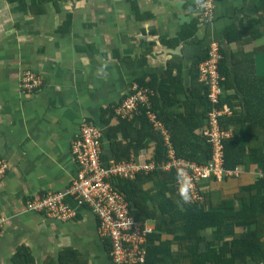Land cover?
Wrapping results in <instances>:
<instances>
[{
    "label": "crops",
    "instance_id": "crops-1",
    "mask_svg": "<svg viewBox=\"0 0 264 264\" xmlns=\"http://www.w3.org/2000/svg\"><path fill=\"white\" fill-rule=\"evenodd\" d=\"M195 1L65 0L39 4L36 13L0 0V158L8 164L0 179L4 219L0 264H16L14 256L22 246L33 264H60L61 259L74 264V252L68 248L79 253L76 264H108L97 219L86 205L69 199L76 215L64 221L28 210L26 201L47 191L65 190L75 177L71 144L83 119L94 121L103 131V161L114 159L107 132L119 120L109 110L139 78L147 81L154 73L160 80L170 60L179 57L183 83L189 86L191 60L212 39L219 42L235 77L238 64L231 55L236 47L226 40V28L257 16L259 0H216L212 20H198L196 31L184 39V27L198 19ZM263 42L264 36L256 38L243 50ZM261 56L263 61L255 63L249 84L264 78L263 52L257 58ZM27 69L42 80L33 92H23L19 86ZM244 102L232 108L226 104L231 112L244 111L245 117ZM246 137L242 132L244 142ZM154 146L150 140L134 160L152 159ZM236 166L242 169L235 176L239 184L251 183L264 172V163L252 164L248 170ZM222 180L204 179L198 186L206 192L225 186Z\"/></svg>",
    "mask_w": 264,
    "mask_h": 264
},
{
    "label": "trees",
    "instance_id": "trees-1",
    "mask_svg": "<svg viewBox=\"0 0 264 264\" xmlns=\"http://www.w3.org/2000/svg\"><path fill=\"white\" fill-rule=\"evenodd\" d=\"M7 1L19 10L39 13L40 9L35 10L39 4L65 0ZM257 10V16L226 28V40L236 47L231 55L234 65L238 64L235 77L226 55L219 62V73L224 78L218 106L225 102L232 108L243 100L246 110L245 117L244 111L232 110L230 115L220 118L222 128L232 129V134L223 140L224 166L230 169L241 165L248 170L252 164L264 163V78L255 84L247 83L257 60L263 61L257 55L264 53V42L249 51L243 50L244 44L264 36V0H259ZM198 20L184 27L182 38L188 39L196 31ZM207 57L208 47L192 58L187 87L180 73L179 57L170 60L160 80L154 73L147 81L145 77L138 79L140 84L153 89L151 109L167 127L176 155L199 163L211 157L206 136L195 131L204 127L211 109L208 85L200 80L198 68ZM242 132L248 136L245 142ZM107 134L117 161L137 159L150 140L155 142L152 159L161 162L167 158L163 137L148 120L145 108L132 121L119 120ZM176 178L174 170L157 168L139 173L134 179L116 180L129 203L130 213L139 220L154 222V230L147 236L145 261L140 264H264V177L243 184L235 176L226 177L222 180L226 182L224 188L200 190L202 198L194 202L184 201L177 191ZM105 247L109 251L107 243ZM66 250L74 252L76 264L79 253L75 249ZM14 261L33 264L34 260L22 246ZM60 264H71V259L68 262L61 259Z\"/></svg>",
    "mask_w": 264,
    "mask_h": 264
},
{
    "label": "built area",
    "instance_id": "built-area-1",
    "mask_svg": "<svg viewBox=\"0 0 264 264\" xmlns=\"http://www.w3.org/2000/svg\"><path fill=\"white\" fill-rule=\"evenodd\" d=\"M216 0H196L195 10L200 23H209L214 14ZM222 58L219 42L209 41L208 57L200 62L199 78L208 85V99L211 109L206 124L200 130L211 145V157L203 163L177 156L171 145L170 133L157 113L151 109L153 89L134 82L129 93L119 101L113 112L117 120L132 121L145 108L148 120L159 130L166 147L167 158L157 162L154 159L137 161L134 159L115 160L105 163L102 159L101 127L92 120L81 122L79 133L72 140V156L77 164L75 177L65 190L47 191L28 198L26 208L34 212H43L61 220H69L76 210L69 202L86 205L97 219L98 234L107 243L108 264H140L145 261L147 236L154 230L151 219H137L130 213L129 203L117 185L118 179H134L139 173H149L157 168L174 170L177 174V191L184 201L194 202L201 199L199 182L204 179H224L239 176L242 169L224 166V138L232 134L231 129L221 126L220 118L231 113L226 103L220 104L223 91L219 73ZM42 84L41 77L27 69L21 73L20 86L23 92H33ZM7 161L0 158V179L7 170ZM264 177V172H259ZM3 218L0 217V232Z\"/></svg>",
    "mask_w": 264,
    "mask_h": 264
},
{
    "label": "rangeland",
    "instance_id": "rangeland-1",
    "mask_svg": "<svg viewBox=\"0 0 264 264\" xmlns=\"http://www.w3.org/2000/svg\"><path fill=\"white\" fill-rule=\"evenodd\" d=\"M20 78H21V75H20ZM19 84H20V79H19ZM19 86H20V85H19ZM20 89H21V91H22V87H21V86H20ZM231 113H232V112H231ZM231 113H230V114H231ZM230 114H229V115H230ZM140 160H142V159H140Z\"/></svg>",
    "mask_w": 264,
    "mask_h": 264
}]
</instances>
